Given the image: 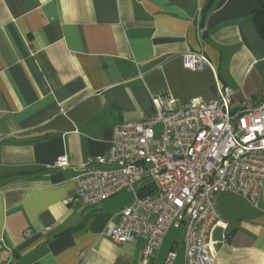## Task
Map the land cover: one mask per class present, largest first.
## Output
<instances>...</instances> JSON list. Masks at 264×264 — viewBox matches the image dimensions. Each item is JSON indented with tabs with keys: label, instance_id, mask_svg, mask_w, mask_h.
<instances>
[{
	"label": "crops",
	"instance_id": "obj_1",
	"mask_svg": "<svg viewBox=\"0 0 264 264\" xmlns=\"http://www.w3.org/2000/svg\"><path fill=\"white\" fill-rule=\"evenodd\" d=\"M204 9L203 16H201ZM254 0H0V264H174L185 229L147 258V240L106 235L129 203H64L113 129L154 112L151 94L187 99L233 92L262 100L264 37ZM202 50L211 66L189 69ZM66 155L70 165L53 164ZM216 264H264V186L256 204L216 196ZM147 260V261H146Z\"/></svg>",
	"mask_w": 264,
	"mask_h": 264
},
{
	"label": "built area",
	"instance_id": "obj_2",
	"mask_svg": "<svg viewBox=\"0 0 264 264\" xmlns=\"http://www.w3.org/2000/svg\"><path fill=\"white\" fill-rule=\"evenodd\" d=\"M183 58L189 69L211 66L202 50ZM151 100L150 116L114 127L108 154L90 158L64 203L94 206L132 192L134 199L108 223L106 235L118 243L146 239L147 258L171 229L184 227L183 264H216L211 242L220 218L216 196L230 192L256 204L264 186V92L262 100L243 98L237 106L228 87L215 99L195 96L179 106L169 92L151 94ZM69 165L66 155L53 164ZM148 183L155 192L141 196ZM175 257L171 250L165 264H174Z\"/></svg>",
	"mask_w": 264,
	"mask_h": 264
},
{
	"label": "trees",
	"instance_id": "obj_3",
	"mask_svg": "<svg viewBox=\"0 0 264 264\" xmlns=\"http://www.w3.org/2000/svg\"><path fill=\"white\" fill-rule=\"evenodd\" d=\"M204 9L202 10L201 16H203ZM252 17L257 27L259 34L264 37V0H254V9ZM155 192L153 184L148 183L140 188V195H148Z\"/></svg>",
	"mask_w": 264,
	"mask_h": 264
},
{
	"label": "rangeland",
	"instance_id": "obj_4",
	"mask_svg": "<svg viewBox=\"0 0 264 264\" xmlns=\"http://www.w3.org/2000/svg\"><path fill=\"white\" fill-rule=\"evenodd\" d=\"M159 127L156 128V130H158ZM144 181H149V179H145ZM140 185V183H138L136 185V187H138ZM115 200L121 204L123 203H129L131 200L134 199V195L132 192L129 191H123L117 195L114 196ZM171 230H176V229H171ZM184 227L182 228L181 232H183Z\"/></svg>",
	"mask_w": 264,
	"mask_h": 264
}]
</instances>
